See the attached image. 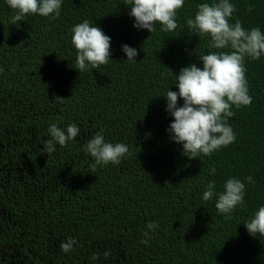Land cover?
<instances>
[{"label": "trees", "instance_id": "obj_1", "mask_svg": "<svg viewBox=\"0 0 264 264\" xmlns=\"http://www.w3.org/2000/svg\"><path fill=\"white\" fill-rule=\"evenodd\" d=\"M203 2L211 0H185L175 31L157 24L149 33L133 27L125 0H62L57 19L15 24L0 0V264H264V237L243 224L264 205V56L245 60L252 103L232 109L233 143L189 159L166 131L174 75L215 51L186 26ZM230 2L231 22L264 32V0ZM84 20L110 37V60L79 72L70 29ZM125 44L137 50L135 62ZM53 123H75L80 133L47 155ZM101 129L106 142L128 145L119 164L93 167L83 150ZM230 177L245 183V203L231 218L216 197L202 199L209 180L219 192ZM150 222L159 226L145 244ZM67 238L77 243L65 253Z\"/></svg>", "mask_w": 264, "mask_h": 264}, {"label": "clouds", "instance_id": "obj_2", "mask_svg": "<svg viewBox=\"0 0 264 264\" xmlns=\"http://www.w3.org/2000/svg\"><path fill=\"white\" fill-rule=\"evenodd\" d=\"M184 3L185 0H125L130 8L129 16L134 18L133 27L149 33L156 31L157 24L162 32L175 31L178 28L177 12L184 7ZM6 4L14 12L12 23L15 24L30 15L57 19L62 0H6ZM196 8L194 17L186 20V26L198 36L208 37V47L215 51L198 57L202 67L194 63L182 67L174 75L178 91L168 90L164 96L166 111L172 117L166 131L174 143L182 145L183 154L189 159L211 156L235 141V132L228 123V119L235 114L232 109L252 103L245 60H259L264 56V32L259 27L246 29L238 18L231 22L236 8L230 0H211L199 3ZM251 10L249 6L248 11ZM70 31L71 43L76 50V70L97 69L109 62L111 39L101 28L84 20ZM121 50L129 62H135L136 49L125 44ZM178 100L183 101L182 106H178ZM104 131H97L83 145V150L95 161L93 167L119 164L129 152L128 145L124 143L106 142ZM47 132L49 138L44 141L42 151L49 155L56 151V145L64 147L75 140L80 128L71 123L62 129L53 123ZM209 172L214 175L215 169L210 168ZM245 180L254 183L251 176ZM205 188L202 199L207 202L216 197L215 208L229 218L238 205L245 203V183L238 178H228L219 192L215 190L213 180H209ZM243 224L251 236L264 237V205ZM158 226V222L146 225L148 231L143 233L145 240L142 243H148L151 239L149 233ZM76 243L74 238H67L61 242V251H72ZM103 255L108 257L109 252L105 251ZM91 258L97 259L98 254H93Z\"/></svg>", "mask_w": 264, "mask_h": 264}]
</instances>
